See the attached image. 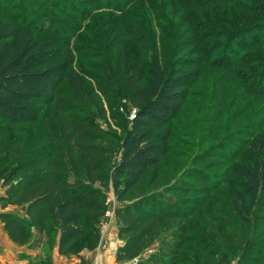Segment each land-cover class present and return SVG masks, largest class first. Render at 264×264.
<instances>
[{
    "label": "trees",
    "instance_id": "trees-1",
    "mask_svg": "<svg viewBox=\"0 0 264 264\" xmlns=\"http://www.w3.org/2000/svg\"><path fill=\"white\" fill-rule=\"evenodd\" d=\"M1 1L0 125L16 128L36 125L45 108L55 107L58 114L50 124L49 117L42 119L36 138L29 137L21 128L18 136L3 139L0 178H4L8 187L0 196V220L14 243L30 249L41 247V237L53 239L56 235L58 253L66 258L78 254L83 247L90 250L98 247V228L107 208L108 184L112 183L119 201H126L150 170L171 153L172 123L192 95V87L202 75V65L229 53L234 57L228 64L232 67L244 59L239 57L241 53H251L257 47L264 49L263 36L258 35L264 33L261 16L264 0H252L248 12L241 17L229 16L228 20L216 6L210 5L233 4L237 0H181L180 27L186 31L176 37L180 46L172 49L175 59H171L163 43L159 44L155 16L164 17V13L156 12L155 2L107 0L105 5L112 8V19L120 28L124 27L122 31L103 27L100 22L110 17L105 12L99 20L95 18L103 27L98 38L91 35L93 27L78 38L83 44L78 52L84 59L89 50L105 53L107 62L95 66L102 72L95 74L91 82L82 70L87 63H78L68 37L55 28L54 17L44 14L46 22L37 24L29 19L28 8L23 9V14H16L12 11L14 7H9V0ZM166 24L167 29H177L170 17ZM217 26L222 28L217 36H221L220 43L209 45V40L216 36L210 28ZM251 55L250 60L264 62V54ZM109 65L116 68L110 70ZM256 74L255 80L248 82V90L264 99V68H259ZM100 93L115 95L125 100L123 106L134 107V115L131 114L121 138L118 161L114 155L117 147L110 140L112 135L98 125H89L87 120L80 121L77 115L75 100L98 106ZM255 129L253 139L243 140L248 146L233 152L228 167L229 177L237 188L230 197L231 211L244 226L251 222L264 193V123ZM42 142L46 143L45 148H39ZM203 188L207 191L206 186ZM200 190L189 180L177 186V191L185 193V200L190 201L207 196ZM169 191L174 193L171 188ZM169 191L116 209L121 222L119 237L123 240L116 251L118 264L133 260L137 261L135 264L187 262L185 257H179L178 251L169 258L161 255V249L144 254L161 223L179 214L173 210L178 199ZM187 231L185 225L176 228L173 237L178 242L167 247L179 249L183 243L195 240L186 235ZM258 252L259 249L252 251L250 257L244 253L247 257L243 264H254ZM22 257L37 264L52 261L50 256L39 254L23 253Z\"/></svg>",
    "mask_w": 264,
    "mask_h": 264
},
{
    "label": "rangeland",
    "instance_id": "rangeland-1",
    "mask_svg": "<svg viewBox=\"0 0 264 264\" xmlns=\"http://www.w3.org/2000/svg\"><path fill=\"white\" fill-rule=\"evenodd\" d=\"M9 1V7L13 6L12 11L16 14H23V9L28 8L29 19L34 20L37 24L43 23L44 14H48L50 18L51 16L54 17L55 28L60 29L61 35L68 37L67 39L71 43L69 46L75 51L78 63H87L82 67V70L91 82H94L95 74L99 75L102 72L98 71L95 66H102L107 62L105 53L102 50H100V54L96 52V49L89 50L86 52L88 56L84 59L82 53L78 52L80 50L78 48L83 45L78 38H83L84 32L92 27L91 35L97 38L100 36L99 33L103 32L101 31L103 27L108 26L107 29L116 27L117 31H122L124 27L120 28L119 24H116L117 21L112 19V8L105 5L107 0ZM148 1L156 3L157 6L154 4L156 12L164 13V17L155 16L156 33L159 44L163 43L165 51L170 54L171 59H175L172 49L180 46L176 37L186 31L183 26L180 27L183 17L180 8L181 0H171L170 4L167 0L166 4L161 0H158L160 4L154 0ZM0 4L3 5L2 1ZM210 6H216L228 20L229 16L237 14H240L241 17L253 5L252 0H237L233 4H213ZM127 9L129 10L130 6ZM213 9L217 11L215 7ZM201 11L207 12V9H200ZM105 12L109 13L110 17L109 20L105 21L106 23L102 20L100 23H104V26L100 27L95 18L97 17L99 20ZM118 15L120 16L119 12ZM261 16L264 18V15ZM168 17L175 21L176 30L167 29L166 19ZM217 27L210 28L211 31L216 32V36L213 40H209V45L220 43L218 38L221 36L218 38L217 36L222 33V28ZM252 35L249 34L250 37ZM258 35L263 36L261 37L263 41L264 33L261 31ZM118 41H121V38ZM251 53L253 56L258 53L264 54V49L257 47ZM251 53H241L239 57L244 59L232 67H229L228 64L234 57L229 53L221 59L219 56L211 58L202 65L203 72L192 87V95L172 123L171 153L162 159L160 165L150 170L128 200L119 201L114 193L112 183L108 184L105 189L107 208L101 217L98 228L100 235L98 246L102 253L109 252L116 261L117 248L123 244V240L119 237L121 222L116 215L117 208L155 194L166 193L171 188L175 194L169 192L175 196V199H178L173 210L181 213L182 217L178 214L176 218L166 219L161 223L158 234L152 237V244L144 253L145 255L159 252L161 249V255H166V258L172 257L178 251L179 257L187 259V262H179V264H243L247 257L244 253L249 255L252 251L259 249L258 255L254 256V264H264V193L260 195L259 204L247 226H244L232 213L230 205L231 194L237 192L233 180L229 177L228 167L231 163V156L233 152L242 150L246 146L244 141L254 138L255 127L264 123V99L257 97L254 91L248 90L250 87L248 82L252 83L255 80L256 72L259 68H264V62L250 60ZM228 59L230 60L228 61ZM107 67L110 70L116 68L112 65ZM99 95L100 104L98 106H91L89 101L75 100L77 115L80 121L87 120L86 123L89 125H98L101 130L112 135L110 140L117 147L114 155L118 161L121 151V138L129 126L131 114V117L134 115V107L131 105L123 106L122 102L125 103V100L110 95V93L108 95L100 93ZM68 102L71 103V99ZM57 114V108H45L36 125H21L19 128L0 125V145L4 141L3 139L10 135L18 136L21 128L27 132L29 137L36 138L40 132L42 119L45 116L49 117L47 121L50 124L57 119ZM45 146L46 143L42 142L39 148H45ZM155 173H158L156 179ZM186 180L193 182L207 196L199 198V201L185 200L184 197L187 195L178 192L177 186L182 185ZM202 186H206L207 191H205L206 188L202 189ZM7 187L4 178L1 177L0 193L4 194ZM157 197L160 199L159 196ZM0 209L2 210L1 207ZM182 225L187 226L186 235L194 237L195 240L183 243L179 249L167 247L169 243L178 242L173 234L175 229ZM55 237L56 235L53 236V239L41 237V242L43 241L41 246L44 247L41 252L44 254L39 253L40 256L49 257L52 255L56 245ZM87 249V247H83L80 252L87 251V254L92 252H88L90 249ZM91 257H94V254ZM103 257L106 258L104 255ZM97 258L98 256L96 257L98 261ZM33 262V264L38 263ZM53 262L51 261L50 264ZM136 262L135 260L130 261V263L127 261L125 264H135Z\"/></svg>",
    "mask_w": 264,
    "mask_h": 264
},
{
    "label": "crops",
    "instance_id": "crops-1",
    "mask_svg": "<svg viewBox=\"0 0 264 264\" xmlns=\"http://www.w3.org/2000/svg\"><path fill=\"white\" fill-rule=\"evenodd\" d=\"M1 195L3 194L0 193V196ZM42 248L44 249V247L41 246L39 249L34 250L14 243L5 230L4 223L0 220V264H33L28 259L23 258L22 254H44L41 252ZM99 248L100 247L98 246L93 250L87 249L88 252H92L87 254V251H82L83 253L79 252L69 259L59 255L56 244L52 255L49 256L53 258V264H118L116 263L115 258L110 256L109 252H104L107 250H104V253H102ZM96 252L98 253L96 254ZM92 254H94V257H91ZM103 255L106 256V258H104ZM97 256L98 261L96 260Z\"/></svg>",
    "mask_w": 264,
    "mask_h": 264
}]
</instances>
